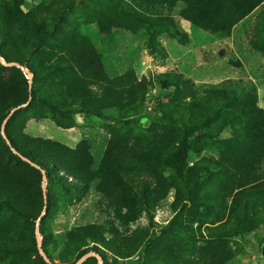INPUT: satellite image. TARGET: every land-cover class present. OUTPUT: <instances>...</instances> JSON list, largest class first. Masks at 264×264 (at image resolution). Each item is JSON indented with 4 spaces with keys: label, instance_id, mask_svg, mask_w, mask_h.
Instances as JSON below:
<instances>
[{
    "label": "trees",
    "instance_id": "16d2710c",
    "mask_svg": "<svg viewBox=\"0 0 264 264\" xmlns=\"http://www.w3.org/2000/svg\"><path fill=\"white\" fill-rule=\"evenodd\" d=\"M76 1L47 0L40 8L27 12L17 5L0 3V56L5 63H17L33 74L29 88L19 68L12 66L11 73H0V131L6 121L4 131L9 146L20 155L6 149L0 133V264H47L36 246L37 220L42 236L40 248L52 264L56 261L74 264L89 251L98 253L103 264H109V258L112 264H179L176 253L167 257L166 248H158L159 241L171 235L152 236L145 228L124 234L114 227L107 229L93 223L74 227L62 238L61 246L49 243L52 235L46 217L56 205V198L49 190L44 198L43 172L49 182L64 189L94 185L101 198L117 203L128 213L146 210L151 219L152 210L170 188L175 189L172 202L175 209L184 201L194 203L189 184L183 180L184 168L188 150L198 148L196 135L204 133L195 121L184 134L169 131L125 145L113 138L95 169L86 140L68 147L51 139L22 134L20 128L27 119L22 115L30 113L36 103L59 114L57 124L67 128L72 126V115L76 112L102 115L103 110L114 106L128 112L146 97V85L137 81L132 72L114 78L106 75L95 46L79 26L62 25ZM104 2L116 3L122 12L138 20L165 24L185 35L181 26L177 27L173 19L165 16V8L171 10L177 2H182L184 7L178 13L191 25L213 32H229L264 0ZM105 12L89 13L86 20L95 23L102 34H110L112 27L119 23ZM47 18L51 20L47 22ZM58 33L68 36L67 41L62 43L63 37L58 39ZM53 37L58 39L55 44L58 49L44 51L42 48ZM149 42L152 51L160 49L155 37H150ZM46 76L54 78L59 85L53 89L56 94L43 86ZM169 84L183 93L177 81L171 79ZM198 99L201 102L192 99L183 105L185 113L192 115L203 106H222L227 120L223 128L207 136H220L224 141L227 133L231 138L224 142L225 148L218 160L208 159L195 166L208 178L206 193L209 196L206 200L198 199L204 210L217 211L220 204L228 209L227 215L222 213L218 217L216 225L208 227L209 235L225 237L248 233L264 224V109L258 105L255 93L241 97L233 91L211 88ZM22 105H25L23 109ZM12 109L15 110L10 115ZM13 120H21L17 122V131L13 129ZM166 167L173 170V177L163 176ZM43 210L45 214L41 215ZM220 247L207 248L203 258L208 261L216 258L221 254ZM188 262L193 264L194 260ZM80 264L98 263L94 256H89Z\"/></svg>",
    "mask_w": 264,
    "mask_h": 264
},
{
    "label": "rangeland",
    "instance_id": "374dc122",
    "mask_svg": "<svg viewBox=\"0 0 264 264\" xmlns=\"http://www.w3.org/2000/svg\"><path fill=\"white\" fill-rule=\"evenodd\" d=\"M46 1L0 0V3L2 6H6L5 3L13 7L17 5L20 10L27 12L40 8ZM183 7L182 2H177L174 8H165L163 13L173 19L177 27L181 26L185 35L165 24H151L129 16L116 3L77 0L62 25L66 28L79 26L95 46L106 75L114 78L124 72H132L137 81H143L146 85V97L128 112L116 106L103 110L102 115L76 112L72 115V126L67 128L57 124L59 114L36 103L30 113H23V118L27 119L20 130L27 137L51 139L68 147H75L81 140H86L93 158L92 168L95 169L113 138L125 145L169 131L184 134L197 121L205 134L196 135L197 150H188L183 178L189 184L190 197L194 203L184 201L175 209L172 206L175 189L170 188L159 199L150 219L146 210L138 214L128 213L117 203L101 198L94 185L64 189L57 183L49 182L43 172L41 189L44 198L47 190L56 198V205L46 217L52 235L50 245L61 246L62 238L74 227L94 223L104 225L107 229L114 227L124 234L145 228L152 236L171 235L160 240L158 248H166L167 257L176 253L179 264H189L188 260H194L193 264H264V224L241 235L211 237L208 227L216 225L218 217L222 213L227 215L228 209L220 204L217 211H205L203 203L198 200L200 197L205 200L208 198L206 190L209 183L205 172L195 166L208 159L218 160L225 148L224 142L231 139L227 133L224 141L220 136H207V133L214 134L223 128L227 120L224 108L220 105L203 106L192 115L186 114L183 109V105L192 99L201 102L198 98L211 88L233 91L241 97L255 93L258 105L264 109V2L229 32H213L191 25L178 13ZM103 10L119 23V26L112 27L110 34H102L95 23L86 20L89 13L102 14ZM46 20L49 22L51 19ZM57 35L58 39L63 37L62 43L67 41L68 36ZM150 37H155L159 43L160 49L156 48V52L149 47ZM58 39L53 37L42 49L56 51ZM12 66L24 73L30 88L32 71L17 63L7 64L0 56V73H11ZM53 79L51 76L43 79V86L45 89L50 88V92L59 87ZM171 79L179 83L183 93L170 86ZM14 110L9 111L10 115ZM20 121H12L15 131ZM5 123H2L0 133L7 145L6 149L20 156L9 146L4 131ZM21 159L28 162L26 158ZM169 167L163 169L164 177H173V170ZM44 214L45 210L41 215ZM38 225L39 220L34 227L38 252L47 264H52L40 248L42 236ZM213 246H221L222 251L208 261L203 258V254ZM159 254L164 255L162 251ZM89 256H94L98 264H103L101 256L94 251H89L74 264H80L82 259ZM108 263L112 264L110 258ZM55 264H59V261Z\"/></svg>",
    "mask_w": 264,
    "mask_h": 264
},
{
    "label": "water",
    "instance_id": "95a60500",
    "mask_svg": "<svg viewBox=\"0 0 264 264\" xmlns=\"http://www.w3.org/2000/svg\"><path fill=\"white\" fill-rule=\"evenodd\" d=\"M3 60H4V59H3ZM263 252H264V251H263ZM263 252H262V253H263ZM83 260H84V259H82V261H83Z\"/></svg>",
    "mask_w": 264,
    "mask_h": 264
}]
</instances>
